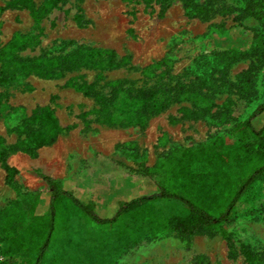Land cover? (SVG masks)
<instances>
[{"label": "rangeland", "instance_id": "1", "mask_svg": "<svg viewBox=\"0 0 264 264\" xmlns=\"http://www.w3.org/2000/svg\"><path fill=\"white\" fill-rule=\"evenodd\" d=\"M45 1L33 0L34 11L41 10ZM13 2L0 0V51L20 34L27 38L26 49L16 53L21 59L65 55L88 47L114 51L122 62L114 70L82 69L56 79L31 75L0 86V136L6 146L18 140L40 142L35 136L38 126L30 122L36 107L53 110L63 129L53 144L37 150L36 158L23 152L9 154L8 164L18 171L19 194L6 185L0 168V207L27 202L31 195H41L45 202L49 191L40 177L44 175L73 190L82 203L92 204L98 216L111 217L123 197L156 192L160 182L173 188L185 163L182 154L194 149L210 151L219 145V138L231 132L226 141L230 149L235 148L241 139V124L264 102L263 58L230 67L227 78L232 85L239 74L255 67L250 88L246 85L241 94L232 86L220 92L205 86L198 99L168 107L145 126L104 123L109 116L96 103L95 95H107L111 82L126 80L134 87L147 88L155 81L159 86L166 83L168 75H185V83L196 76L208 79V72L198 65L205 62L214 70L217 59L213 52L247 50L251 33L262 30L258 20L244 11V4H238L231 14H215L201 21L186 16L181 0H172L161 16L155 1L58 0L43 17L28 8L12 7ZM213 27L224 33L211 34ZM169 51L174 63L144 72ZM81 86H90L89 94L78 90ZM121 100L110 107L118 115L126 108ZM121 122L126 123L125 119ZM263 123L264 113L252 121L255 129ZM237 155L243 153L237 150ZM247 158L234 164V169ZM208 171L206 164L195 172ZM56 209L54 230L41 264H246L237 252L230 255L217 232L191 240L175 236L168 220L188 214L187 207L175 199L123 215L110 226L82 215L70 199L58 201ZM46 210V203H39L35 214ZM30 218L28 215L26 221ZM224 228L234 241L259 252V264H264V183H254L245 191ZM19 233L27 246L13 264H31V247L38 232L28 227ZM5 261L0 255V263Z\"/></svg>", "mask_w": 264, "mask_h": 264}, {"label": "trees", "instance_id": "2", "mask_svg": "<svg viewBox=\"0 0 264 264\" xmlns=\"http://www.w3.org/2000/svg\"><path fill=\"white\" fill-rule=\"evenodd\" d=\"M32 1L14 0L11 6L28 8L36 15L40 14L43 17L56 6L58 0H46L42 9L36 11L33 9ZM142 1H145V4L151 1L158 3L161 16L172 0ZM181 2L188 18L201 21H207L215 14H231L238 4H244V11L258 20L262 30L258 34L251 33V43L247 50L230 48L213 52L217 59L214 70V67L205 62L198 65V69L204 67V70L208 72V79L196 76L194 81L185 83L183 80L185 75L181 77L168 75L166 83L159 86L158 81H155L147 88L134 87L133 82L126 80L109 83L107 95H95L100 112L109 116L102 122L110 125L145 126L151 117L162 113L168 107L183 101H195L202 95L205 86L214 92H220L232 86L240 94L241 91L246 90V85L250 88L253 80L251 71L255 68L253 65L239 74L236 84L232 85L227 77L232 65L249 59L264 58V0H213L212 2L206 0L203 3L197 0H181ZM214 33L222 34L224 31L220 27H213L211 34ZM26 40L25 36L17 34L0 51V86H10L20 78L24 79L31 75L42 79H56L82 69L114 70L122 62V59H117L114 51L88 47H78L65 55L21 59L16 53L26 49ZM172 53L169 51L166 57L146 67L144 72H150L160 65L174 63ZM82 89L85 94H89L90 86L78 88V90ZM119 98L123 99L121 101L125 103L126 108L118 115L110 107L115 108ZM262 113H264V102L258 105L241 124V139L237 142L238 144H235V148L230 149L227 145L226 140L233 134L231 132L230 136L219 138V145L210 151L194 149L182 154L185 163L182 162L183 166L173 188L160 182L156 184V192L123 197L118 202L119 207L116 213L111 217L98 216L93 211V205L79 201L73 195V190L64 188L60 182L50 177L40 175L49 191L45 202L41 195H31L27 202L14 201L5 207H0V255L6 258V261L0 264H13L20 258L27 244L19 231L21 228L28 227H33L38 232L37 239L33 241V246L31 245L34 249L30 257L31 264H41L54 230L56 204L62 199H70L81 210L82 215L101 226L113 225L121 216L142 211L157 201L175 199L188 209L187 216L168 220L169 228L175 236L191 240L197 236L212 235L217 232L225 241L231 256H235L237 252L246 264H259L261 260L259 252L244 242L234 241L233 235L224 228V225L230 221L232 211L245 191L254 183H264V123L259 129H255L252 125V121ZM123 119L126 121L125 124L121 122ZM30 122L38 126L35 136L37 141L40 139L39 143L18 140L13 146H6L4 139L0 136V168L5 173L6 185L16 194H19V187L15 182L18 171L8 164L9 154L23 152L31 158H36L37 150L53 144L63 131L53 110L49 107H36L32 111ZM237 150H240L243 155H237ZM244 156L248 157L247 160L238 167V170L234 169V164L241 161ZM206 164L210 171L195 172ZM193 165H197L198 170ZM39 203H46L47 210L43 214L36 215L35 207ZM28 215L31 216L29 222L26 221Z\"/></svg>", "mask_w": 264, "mask_h": 264}, {"label": "crops", "instance_id": "3", "mask_svg": "<svg viewBox=\"0 0 264 264\" xmlns=\"http://www.w3.org/2000/svg\"><path fill=\"white\" fill-rule=\"evenodd\" d=\"M57 160H60L59 158H57Z\"/></svg>", "mask_w": 264, "mask_h": 264}]
</instances>
